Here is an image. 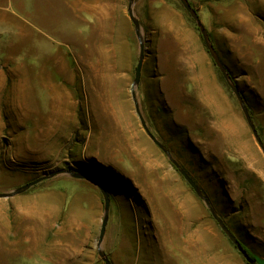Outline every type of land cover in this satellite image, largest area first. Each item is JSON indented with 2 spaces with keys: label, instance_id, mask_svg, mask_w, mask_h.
I'll list each match as a JSON object with an SVG mask.
<instances>
[{
  "label": "rangeland",
  "instance_id": "374dc122",
  "mask_svg": "<svg viewBox=\"0 0 264 264\" xmlns=\"http://www.w3.org/2000/svg\"><path fill=\"white\" fill-rule=\"evenodd\" d=\"M77 1L78 15L58 0L6 2L0 193L56 170L89 174L110 194L112 264H249L141 125L130 0ZM187 1L264 144V0ZM133 12L146 125L264 264V155L239 100L180 0H133ZM71 173L0 198V264H104L103 195Z\"/></svg>",
  "mask_w": 264,
  "mask_h": 264
},
{
  "label": "water",
  "instance_id": "95a60500",
  "mask_svg": "<svg viewBox=\"0 0 264 264\" xmlns=\"http://www.w3.org/2000/svg\"><path fill=\"white\" fill-rule=\"evenodd\" d=\"M181 4L183 5L184 9L191 15V17L194 19V21L196 22L197 26L200 28V32L202 35V38L208 48V50L210 51L213 60L215 61L216 65L218 66L221 74L223 75L224 79L226 80V82L228 83L230 89L232 90V92L236 95L237 99L240 102V106L242 111L244 112L245 118L247 120V123L256 139V141L258 142L262 153L264 155V144L262 143V140L260 138V136L258 135V132L256 130V127L251 119V115L245 105V102L243 100L242 94L239 91L238 87L236 85H234L231 80H230V76L228 74V71L226 70L225 66L223 65V63L221 62L220 58L218 57L217 53L215 52L214 48L212 47V44L209 41L208 38V33L204 27V25L202 24L196 10L190 5V3H188L187 0H180ZM128 14L129 17L132 21V23L134 24L135 27V33L138 37L139 40V58L137 61V65L135 67V73H134V79L132 82V97L134 99V103H135V109H136V113L140 119L141 125L143 127V129L145 130L146 134L150 137V139L158 146L160 147L164 153L168 156L169 160L175 165V167L178 169V171L180 172V174L183 176V178L187 181V183L191 186V188L194 190V192L205 202L206 206L208 207L212 217L214 218V220L217 222V224L220 226L221 230L226 234V236L229 238V240L235 245V247L237 248V250L241 253V255L245 258V260L249 263V264H257L255 262V260L251 259L250 256L247 254V252L243 249L241 242L237 239V237L231 232V230L227 227V225L223 222V220L216 214L214 208L211 206L209 200L207 199V197L201 192L200 188L198 187V185L195 183V181L191 178V176L178 164V162L172 158L170 152L164 147V145H162L157 139L156 137L151 133V131L149 130L148 126L145 123V120L141 114L137 99H136V95H135V87L138 85V83L140 82V77H141V68H142V64H143V57H144V44L141 40L140 37V24L138 22V20L135 18L134 16V12H133V0H130L129 4H128ZM71 173L70 171H65V170H56L53 171L47 175H44L42 177H39L37 179L31 180L21 186H19L18 188H16L14 191L10 192V193H0V198L1 197H10L13 196L15 194H18L20 192H23L24 190L30 188L31 186L41 182L44 179L50 178L54 175L60 174V173ZM73 177L75 178H79V179H84L87 181L92 182L101 192V194L103 195V202H104V214H103V219L101 222V227L99 230V237H98V242H97V247H98V254L101 257V259L103 260L104 264H112L111 261L109 260L107 254L102 250V242H103V238L106 232V225H107V221H108V212H109V207H110V202H111V198H110V194L107 191V189L104 187V185L102 184L101 181H99L98 179H96L95 177L89 175V174H77V173H71Z\"/></svg>",
  "mask_w": 264,
  "mask_h": 264
},
{
  "label": "crops",
  "instance_id": "0c3cea01",
  "mask_svg": "<svg viewBox=\"0 0 264 264\" xmlns=\"http://www.w3.org/2000/svg\"><path fill=\"white\" fill-rule=\"evenodd\" d=\"M9 1L10 0H0V21L6 23L7 25H9V24L12 25L13 24V15H11L12 13L9 12V10H8L9 7L6 5V2L8 3ZM58 1H59V3H62L64 6H66L67 9H70V8H71V10L74 9V13L76 11L75 15H78L79 6H78L77 0H58ZM11 2H12V0H11ZM71 6H73V7H71ZM74 7H76V9ZM16 22H18V21H16ZM22 30H24V28ZM26 33L27 32L24 31L23 36H25Z\"/></svg>",
  "mask_w": 264,
  "mask_h": 264
},
{
  "label": "bare ground",
  "instance_id": "6f19581e",
  "mask_svg": "<svg viewBox=\"0 0 264 264\" xmlns=\"http://www.w3.org/2000/svg\"><path fill=\"white\" fill-rule=\"evenodd\" d=\"M148 189H149V188H148ZM150 205H151V204H150ZM156 205H158L159 208H162V203H161L160 200L157 201V204H156ZM160 213H161V212H160ZM191 239H192V238H191ZM182 240H183V239H182ZM185 240H186V239H185ZM187 241H188V240H186V242H187ZM189 241H190V239H189ZM195 241H196V240H195ZM195 241H194V242H195ZM183 242H184V241H183ZM191 242H193V241H191ZM196 242H197V241H196ZM202 242H203V241H202ZM179 243H180V242H179ZM177 245H178V244H177ZM183 245H184V244H183ZM181 246H182V245H181ZM191 246H192V245H191ZM197 246H198V245H197ZM191 248H192V247H191ZM184 249H185V248H184ZM186 250H187V249H186ZM198 251H199V250H198ZM190 252H191L192 254H194L196 251H194V249H193V250H191ZM190 252H189V253H190ZM191 253H190V254H191ZM196 254H197V253H196ZM194 255H195V254H194ZM199 255H200V254H199ZM185 256H186V255H185ZM200 256H201V255H200ZM200 256H199V257H200ZM196 257H197V256H196ZM185 259H186V257H185Z\"/></svg>",
  "mask_w": 264,
  "mask_h": 264
},
{
  "label": "trees",
  "instance_id": "16d2710c",
  "mask_svg": "<svg viewBox=\"0 0 264 264\" xmlns=\"http://www.w3.org/2000/svg\"><path fill=\"white\" fill-rule=\"evenodd\" d=\"M242 247L247 252V254L250 256V258L255 260V256L252 254V252L244 244H242Z\"/></svg>",
  "mask_w": 264,
  "mask_h": 264
}]
</instances>
